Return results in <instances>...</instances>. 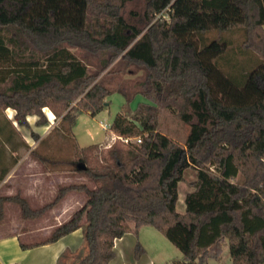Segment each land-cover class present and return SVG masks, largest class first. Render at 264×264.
Here are the masks:
<instances>
[{"label":"trees","instance_id":"16d2710c","mask_svg":"<svg viewBox=\"0 0 264 264\" xmlns=\"http://www.w3.org/2000/svg\"><path fill=\"white\" fill-rule=\"evenodd\" d=\"M131 1L0 0V111L13 110L18 126L29 128L32 115L36 125H46L47 107L72 134L77 115L95 116L113 92L128 102L135 95L147 101L130 116L117 113L108 128L139 142H117L96 165L84 163L83 148L77 162L32 153L43 165H73L92 187H61L37 210L19 196L0 198V215L9 201L23 218H38L76 192L84 195L83 206L47 239L20 241L22 250L80 229L85 251L74 264H108L115 239L151 226L182 254L173 264L218 258L224 240L232 264H264V0H143L142 27L125 18ZM233 30L242 33L241 50L258 59L238 74L216 61L229 47L222 35ZM210 32L217 37L206 41ZM75 51L100 57V71L89 74ZM116 61L143 71L133 94L120 87L112 92L97 80ZM162 109L189 124L183 146L158 131ZM3 120L4 153L15 132ZM187 168L195 181L179 213L178 184ZM8 169L0 168V182ZM143 252L136 241L134 257Z\"/></svg>","mask_w":264,"mask_h":264},{"label":"rangeland","instance_id":"374dc122","mask_svg":"<svg viewBox=\"0 0 264 264\" xmlns=\"http://www.w3.org/2000/svg\"><path fill=\"white\" fill-rule=\"evenodd\" d=\"M143 9V0H132L127 4V13H125L126 20L130 24L142 27L144 24L142 16ZM132 13L134 15H131ZM203 37L206 41H209L217 37V34L215 32H210ZM222 37L229 43L228 50L220 59L218 58L216 60L217 62L219 60L218 66L223 68V70L238 74L241 68L249 70L257 64L258 59L256 56L250 52L241 50L242 33L240 30L227 32L223 34ZM194 40L197 42L198 46L201 45V41L198 40L197 37H194ZM75 54L86 64L89 74L100 71V57L96 55L91 56L80 51H75ZM214 63L216 62L214 61ZM142 75L143 71L140 68L134 66H129L127 68L124 67L121 62L116 61L107 70L101 72L97 80L112 92L120 87L128 93L133 94L138 90V83ZM146 102V99L141 95H135L132 100L128 102L122 94L113 92L107 98L104 109L95 116L92 117L85 112L77 115L75 124L72 128V134L68 132V124L66 122L63 123L61 117L54 118V115L47 107L43 108L42 111L46 118H50L48 121L49 126L43 128L37 127L38 125H36V122L38 118L33 115L30 116L31 118L29 119L32 125V127L29 128L31 134L30 146H22L21 143L14 141H12V145L15 146V148H18L17 146L19 145V150L29 152V159L34 160L37 164H35V162L31 164L28 159L27 162L18 165L17 163L20 160L18 156L10 157L0 150V168H9L8 172H13L14 170L10 180L5 182L3 188L0 189V198L19 196L28 202L31 209L37 210L52 202L58 189L61 187L72 184H86L92 187V183L85 175L74 171L73 165H43L32 153H39L48 159L62 161L72 160L77 162L79 149L83 148L84 153L82 156L85 157L84 163L88 166L96 165L111 144L109 140L103 142L110 132L102 130L101 124L108 123L110 125L113 117L121 111L127 112L130 116L139 103ZM4 116L6 117L5 110L0 111L1 125H5L3 120ZM8 130L10 129L6 128L5 133ZM158 131L177 144L183 146L189 132V124L180 121L175 113L162 109L159 111ZM8 134L6 133V135ZM41 136L43 138L40 139ZM55 174L63 176V178L60 179L61 184L57 188L55 185L51 184V180L54 179ZM183 179L184 180L178 184V203L176 210L179 213L184 212V198L186 194L193 190L190 184L195 181V171L192 168H187L184 171ZM56 181L57 180H55V183H58ZM234 181L240 182L241 178L237 177ZM23 191H30V202L27 198L23 197ZM8 193H12V195L7 196ZM7 202L9 201L2 202L0 221L2 219H10V224H12L18 232L30 231L33 233L30 238L22 237L20 241L26 244H34L32 242L38 243L50 237L57 226L67 221L74 212L83 206L85 197L81 193L70 192L51 209L46 210L40 217L33 219L23 218L19 206L13 202L10 203H13L17 208H14V211H10L11 214H9V217L4 216L3 205ZM53 208L58 209L55 214L49 212ZM60 220H62V222ZM59 222L61 223L58 224ZM136 241L139 242L143 248V255L150 258L153 264H173V262L182 259V254L179 250L176 249L161 232L151 226L139 228L137 237L135 236L133 247ZM84 251L81 243L77 249L73 251L68 250L66 256L61 259L60 264H74V262L77 261L76 257L82 255ZM209 264H232L227 240L222 241V249L219 257L211 260Z\"/></svg>","mask_w":264,"mask_h":264},{"label":"crops","instance_id":"0c3cea01","mask_svg":"<svg viewBox=\"0 0 264 264\" xmlns=\"http://www.w3.org/2000/svg\"><path fill=\"white\" fill-rule=\"evenodd\" d=\"M5 114L7 120L10 121L13 130L15 132L14 135H12V141L22 144L24 143L25 145L30 146L31 134L29 128L32 127V125L29 118L31 117L30 116L27 117L29 128H25L18 126L16 124L13 118L14 116L13 110L6 109ZM47 120L49 121L50 118L47 117ZM46 126H49V123L37 127L43 128ZM41 138L43 137L41 136L40 139ZM107 140L111 141V144L109 145L110 148L115 142L119 141V137L110 132L103 142ZM17 147L19 148L20 146L18 145ZM18 148H15V146H13V148H8L7 146H5L4 152L10 157L18 156L20 160L18 161L17 164L21 165L24 162H27L30 156H29V152H24L25 150L22 151L19 150ZM31 160H30L31 164L32 162L33 163L35 162L34 160L32 161ZM35 164H37V162H35ZM13 173L14 170L13 172H7L3 180L0 182V189L3 188L5 182L10 180ZM62 178H63L62 175L55 174L54 179L51 180V184L55 185V187L57 188L61 184L60 179ZM55 180H57L56 182L58 183H55ZM11 195L12 193L7 194V196H11ZM22 195L24 198H27V200H29L30 191L29 192L23 191ZM14 208L17 207L13 203L10 202L4 203L3 215L9 217V214H11L10 211L11 210L14 211ZM57 210H58L57 208H53L49 212L55 214ZM9 220L10 219L8 220L2 219L0 221V264H58L60 256L63 253H65L68 250L73 251L77 249L82 243V232L80 229H78L68 234L67 236H64L63 238H60L56 242L37 246L27 250H22L19 245L21 238L22 237L30 238V236L33 233H31L30 231L18 232V230L14 228L12 224H10ZM60 221L62 222V220ZM61 222H59L58 224H60ZM134 242H135V235L133 233H126L121 238L115 239L113 246V251L115 256L108 264H153L150 258H148L146 255H143L144 253L138 259L134 257V247H133ZM213 259H217V258H210L207 260L205 264H209V262Z\"/></svg>","mask_w":264,"mask_h":264},{"label":"built area","instance_id":"2783aa9c","mask_svg":"<svg viewBox=\"0 0 264 264\" xmlns=\"http://www.w3.org/2000/svg\"><path fill=\"white\" fill-rule=\"evenodd\" d=\"M101 128H102L104 131H108L109 124H108V123H102V124H101ZM133 140L139 142V140L136 139V138L132 139V138H121V137H119V141H122V142H124V143H128V142L133 141Z\"/></svg>","mask_w":264,"mask_h":264},{"label":"water","instance_id":"95a60500","mask_svg":"<svg viewBox=\"0 0 264 264\" xmlns=\"http://www.w3.org/2000/svg\"><path fill=\"white\" fill-rule=\"evenodd\" d=\"M105 105H106V103H105ZM78 168H79V169H82V168H84V166H82V165H78Z\"/></svg>","mask_w":264,"mask_h":264}]
</instances>
